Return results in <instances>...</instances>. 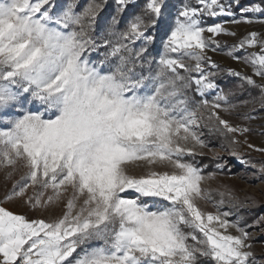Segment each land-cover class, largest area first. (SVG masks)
Returning a JSON list of instances; mask_svg holds the SVG:
<instances>
[{
    "label": "snow or ice",
    "instance_id": "6c2138e0",
    "mask_svg": "<svg viewBox=\"0 0 264 264\" xmlns=\"http://www.w3.org/2000/svg\"><path fill=\"white\" fill-rule=\"evenodd\" d=\"M114 2L101 27L107 0H68L58 13L53 0H0V170L19 173L0 200V264H257L246 227L222 210L244 202L188 158L208 147L204 128L242 163L240 145L264 152L225 118L237 105L217 83L226 72L258 88L264 109L253 78L264 81V36L248 32L227 52L252 75L208 55L216 37L236 36L225 24L264 23L253 19L264 0H196L174 20L168 0ZM220 16L231 19L205 26ZM15 200L42 215L4 206Z\"/></svg>",
    "mask_w": 264,
    "mask_h": 264
},
{
    "label": "rangeland",
    "instance_id": "374dc122",
    "mask_svg": "<svg viewBox=\"0 0 264 264\" xmlns=\"http://www.w3.org/2000/svg\"><path fill=\"white\" fill-rule=\"evenodd\" d=\"M68 2L64 0H53L54 8L53 11L58 13L62 10V7ZM81 3V0H79ZM253 0H240L241 6L249 5ZM186 2L184 1V4ZM170 5V13L171 18L174 20L175 15L179 8L182 6L177 1H173ZM238 10V9H237ZM224 17L220 16L215 18L217 22H221L224 20ZM236 18L240 19V13H236ZM253 19L260 20L264 19V17L254 16ZM229 29V31L235 32L236 36H227V35H219L216 37L220 41L221 48L217 49V51H209L208 55L216 63H221V61L226 60L228 64L230 62L235 61L238 63L237 70L241 72H248L249 75H252V69L249 65L243 63V61L233 60L231 57L227 55L229 47L239 41V37L243 32H251L255 31L264 36V23L254 22L252 24L240 23V24H230L227 23L224 25ZM246 34V33H245ZM207 35V34H206ZM159 50L162 49V44L160 43L159 37L156 41ZM227 45L228 47H226ZM224 49V51H222ZM251 51V50H249ZM236 55L243 57L245 53L243 51H238ZM92 58H94V53L92 54ZM225 74H227L225 72ZM260 83L261 81L259 77H253ZM215 93L209 95L207 98L212 100ZM260 92L253 97L250 95L244 99H239L234 95L230 97V103L237 105V107L233 110L231 115H225L221 113V115H225L226 119H229L233 123L241 124L242 126H247L251 129V131L246 134L247 140L249 143L253 144L257 148H264V109L260 108L259 104ZM244 101H249L248 104H244ZM255 101V102H253ZM248 113L250 115L255 116L253 120H243V114ZM3 118L0 117V126H2ZM204 132V139L207 142L208 147L203 149V155L198 156H209L218 161L219 164L225 165L222 169L227 172L235 171V173H220L217 172L215 178L209 182V185L213 189H221V190H230L235 197L236 200L243 201L244 203L241 206H236L234 204H225L222 210L231 209L232 215L229 217L231 221H240L241 227H246V230L249 232L251 236L252 243V251L255 254L257 259V264H264V222L257 225L255 221H257L260 217H264V174L259 172V169L264 166V152H258L253 149L247 148L246 145H240L235 150L239 152L240 157L242 158L244 163L241 162L236 156L232 155L233 148L229 146V144H220V145H209L208 143V135L209 132L206 128L202 129ZM239 139H244V137H238ZM19 179V173L15 174L12 179H5V170H0V200L3 199L4 193L11 189L12 180ZM214 199L219 200V196H215ZM9 210L13 211L17 214H24L30 218H35L37 216L42 215L41 213H36L30 211L20 200H15L12 202H8L4 204ZM202 207H205L208 211H214L211 204H201ZM57 211H59L57 209ZM47 213H44L43 216L47 217ZM229 231L235 234L234 229H230Z\"/></svg>",
    "mask_w": 264,
    "mask_h": 264
},
{
    "label": "trees",
    "instance_id": "16d2710c",
    "mask_svg": "<svg viewBox=\"0 0 264 264\" xmlns=\"http://www.w3.org/2000/svg\"><path fill=\"white\" fill-rule=\"evenodd\" d=\"M64 1H67V0H64ZM173 1H177L181 5L184 4V1L186 3H191L193 5L196 4V0H168L169 4L172 3ZM85 3H87V0H81L80 4L83 5ZM114 8H115L114 0H107V6H106L104 12L101 15V18H100L101 27H103V25L106 23V21L110 18V14L114 11ZM235 11H236V13H238L237 9H235ZM228 19L229 18H224V20H228ZM205 23H214V19L206 17L205 18ZM246 34H244L243 36H245ZM157 50H159V47L155 43V45L151 49L153 55H157ZM100 51H103V49H101ZM94 58L98 59L99 58V53H94ZM217 83L226 92L229 91V90H232L234 92V96L239 98V99H244L249 94H255L258 91V88H251V87H249L247 85H244L242 88L239 87V85L242 84V81L239 78L228 76L227 74H225V72H222L220 74V76L217 79ZM192 95L194 96V94H192ZM194 99L198 100L199 97L194 96ZM206 130L208 131L207 128H206ZM207 135H208V140H209L208 143H209V145H220L222 143L228 144L225 140H223L222 138L218 137V135L215 134V133H210L209 132V134H207ZM188 159L194 161L198 166H200L203 169L205 175H207L209 172H214V173L220 172V173H227V174L228 173H235L234 170L231 171V172H227V171H224V170H219L216 167V165L218 164V161L213 159V158H211V157H209V156H198V155H196L195 157H189ZM205 165L207 167H205ZM204 264H209V262L205 261Z\"/></svg>",
    "mask_w": 264,
    "mask_h": 264
},
{
    "label": "crops",
    "instance_id": "0c3cea01",
    "mask_svg": "<svg viewBox=\"0 0 264 264\" xmlns=\"http://www.w3.org/2000/svg\"><path fill=\"white\" fill-rule=\"evenodd\" d=\"M222 21H226V20H222ZM222 21H221V22H222ZM214 23H218L217 20L214 19ZM210 24H212V23H205V26L210 25ZM245 33H248V32H243L239 38L241 39V37H242ZM222 51H224V49H223ZM217 64H219V65L221 66V68H224V69L232 68V69H235L236 71L241 72L240 70H237V69H236V66L238 67V63H236L235 61H232V62H230V64H228V62H226V60H224V61L222 60L221 63H217ZM242 73H245V74L249 75L248 72H247V73H246V72H242ZM254 79H255V78H254ZM255 80H256V79H255ZM256 81H257V80H256ZM257 83L259 84L260 82L257 81ZM258 91H259V89H258ZM258 91H257L255 94H249V95H250L251 97H253L254 95H256V94L258 93ZM249 95H248V96H249ZM245 98H246V97H245Z\"/></svg>",
    "mask_w": 264,
    "mask_h": 264
}]
</instances>
